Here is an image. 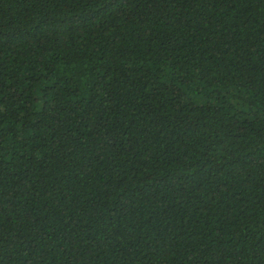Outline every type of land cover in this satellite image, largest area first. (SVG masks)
<instances>
[{
  "label": "trees",
  "instance_id": "16d2710c",
  "mask_svg": "<svg viewBox=\"0 0 264 264\" xmlns=\"http://www.w3.org/2000/svg\"><path fill=\"white\" fill-rule=\"evenodd\" d=\"M0 264H264V0H0Z\"/></svg>",
  "mask_w": 264,
  "mask_h": 264
}]
</instances>
